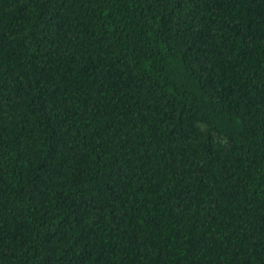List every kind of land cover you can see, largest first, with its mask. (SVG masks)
<instances>
[{"label":"trees","instance_id":"trees-1","mask_svg":"<svg viewBox=\"0 0 264 264\" xmlns=\"http://www.w3.org/2000/svg\"><path fill=\"white\" fill-rule=\"evenodd\" d=\"M0 264H264V0H0Z\"/></svg>","mask_w":264,"mask_h":264}]
</instances>
